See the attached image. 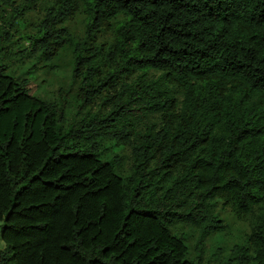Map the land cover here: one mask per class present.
Here are the masks:
<instances>
[{"label": "trees", "instance_id": "1", "mask_svg": "<svg viewBox=\"0 0 264 264\" xmlns=\"http://www.w3.org/2000/svg\"><path fill=\"white\" fill-rule=\"evenodd\" d=\"M39 1L0 11L23 17ZM43 12L26 39L47 57L74 45L65 23L86 17L80 118L0 63V264H205L172 226L222 231L218 200L240 219L264 210V0H49ZM14 25L0 17V55ZM97 99L105 114L87 111ZM105 140L130 147V175ZM248 244L237 261L264 264V213Z\"/></svg>", "mask_w": 264, "mask_h": 264}, {"label": "rangeland", "instance_id": "2", "mask_svg": "<svg viewBox=\"0 0 264 264\" xmlns=\"http://www.w3.org/2000/svg\"><path fill=\"white\" fill-rule=\"evenodd\" d=\"M26 0H18L15 8ZM49 0L36 3L33 10L23 17L16 14L14 8L6 12L0 11V17L13 22L14 28L10 29V40L5 42V48L0 55V63L9 66V73L21 81L26 82L27 88L33 95L48 101L66 98L68 101L67 118L71 122L80 118L77 116L75 94L78 91V82L74 81L75 44L86 38L88 32L87 20L83 14H77L73 19L65 23V27L72 35L74 45L67 46L59 51L56 56L47 57L40 54H30L28 51L27 35L37 29L44 12L43 8ZM8 25V24H7ZM8 28V26H5ZM100 44L110 46L115 40L113 31L104 32L97 36ZM154 73L151 72L150 76ZM92 115L105 114L108 109L101 107V100L97 99L87 110ZM158 122V117L149 116L148 119L139 120L140 129L146 127L147 122ZM100 150L108 158L115 160L118 171L128 176L133 170V159L130 147L116 148L110 140L101 143ZM213 211L220 216L224 229L220 232H212L204 237L201 229L186 225L175 224L171 230L173 234L184 237L189 247V258L197 260L202 251V261L205 264H240L237 259L242 253L251 255L253 250L248 244V237L254 226L260 221L263 209H257L246 219H240L232 207L225 206L222 201H215ZM1 227V224H0ZM6 248L1 236L0 251ZM249 251V254L247 253Z\"/></svg>", "mask_w": 264, "mask_h": 264}]
</instances>
